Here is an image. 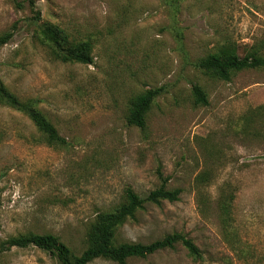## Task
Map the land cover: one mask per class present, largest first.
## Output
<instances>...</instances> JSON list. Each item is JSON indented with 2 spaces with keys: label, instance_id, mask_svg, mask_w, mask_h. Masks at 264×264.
Here are the masks:
<instances>
[{
  "label": "rangeland",
  "instance_id": "1",
  "mask_svg": "<svg viewBox=\"0 0 264 264\" xmlns=\"http://www.w3.org/2000/svg\"><path fill=\"white\" fill-rule=\"evenodd\" d=\"M42 20L72 40L89 39L93 63L54 59L34 36L27 2L0 0V80L37 108L67 140L49 146L22 113L0 104V241L22 232L52 233L79 253L96 214L132 188L160 183L176 201L146 204L116 231V241L147 243L177 231L202 252L181 246L127 264H264V67L211 78L194 62L226 42L239 56H264V0H34ZM206 93L194 104L191 87ZM163 88L147 127L127 125L131 97ZM245 117L251 122L242 127ZM257 119V118H256ZM223 190L234 194L228 230L219 216ZM0 264H58L41 249L12 247ZM88 264H116L97 258Z\"/></svg>",
  "mask_w": 264,
  "mask_h": 264
},
{
  "label": "trees",
  "instance_id": "2",
  "mask_svg": "<svg viewBox=\"0 0 264 264\" xmlns=\"http://www.w3.org/2000/svg\"><path fill=\"white\" fill-rule=\"evenodd\" d=\"M10 1L18 9H22L27 2L32 12V21L37 26L34 32L35 39L48 50L54 59L63 63H93L91 40H72L58 24L42 20L40 11L35 8L34 0ZM15 29L16 25L13 24L8 30L0 33V47L11 39ZM193 65L211 78L229 81L235 72L264 67V56L258 50H250L245 55L239 56L236 47L231 42H226L219 45L214 52L198 58ZM162 91L161 86L151 87L131 97L125 116L127 125L144 130L147 127V114ZM191 93L194 104L206 105L208 103L206 93L199 85L193 84ZM0 104L25 115L47 145H67V140L60 135L57 127L45 113L37 108L34 100L21 99L11 92L1 80ZM251 117H254L256 121L264 119V105L255 107ZM244 119L242 124L244 128L248 126L247 123H253L251 118L245 117ZM159 176V185L145 196H140L132 188L127 187L120 203L110 210L98 212L89 224L85 236V245L79 253L75 252L57 235L35 232L9 235L0 241V252L12 247L34 246L49 253L58 264H88L97 258L110 260L116 264H127L131 258H146L161 250L174 249L179 244L193 259H201L200 248L182 232L174 231L147 243L116 241L117 229L128 219H135L136 213L142 210L146 204L158 205L162 201L173 202L178 200L180 189L168 188L166 178L160 173ZM233 197L232 191L223 190L218 200L220 221L223 229L229 233Z\"/></svg>",
  "mask_w": 264,
  "mask_h": 264
}]
</instances>
